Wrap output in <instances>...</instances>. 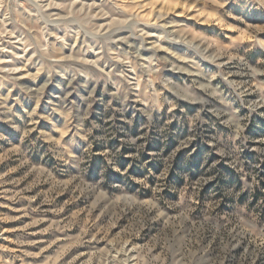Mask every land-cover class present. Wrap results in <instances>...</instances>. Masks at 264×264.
<instances>
[{
	"label": "rangeland",
	"instance_id": "obj_1",
	"mask_svg": "<svg viewBox=\"0 0 264 264\" xmlns=\"http://www.w3.org/2000/svg\"><path fill=\"white\" fill-rule=\"evenodd\" d=\"M0 264H264V0H0Z\"/></svg>",
	"mask_w": 264,
	"mask_h": 264
},
{
	"label": "bare ground",
	"instance_id": "obj_2",
	"mask_svg": "<svg viewBox=\"0 0 264 264\" xmlns=\"http://www.w3.org/2000/svg\"><path fill=\"white\" fill-rule=\"evenodd\" d=\"M132 21H133V20H129L128 23L124 22V23L127 24V28H128V29H130L129 26H130V24H131ZM154 26H155V25H154ZM160 27H161V26H160ZM158 28H159V27H158ZM116 29H117V28H116ZM120 29H121V28H120ZM159 29H160V28H159ZM105 31H106V30H105ZM106 33H107V32H106ZM129 33H130V32H129ZM111 34H112V33H111ZM124 34H125V33H124ZM104 35H105V34H104ZM122 35H123V34H122ZM122 35H121V36H122ZM114 36H115V35H114ZM135 36H136V35H135ZM139 36H140V35H139ZM112 39H113V38H112ZM140 39H141V38H140ZM117 40H118V39H117ZM126 44H127V43H126ZM128 46H129V45H128ZM125 47H126V46H125ZM140 47H141V44H140ZM157 48L159 49V46H158V47H157V46H152V48H151V49H152V52L155 53L156 50H157ZM133 49H134V48H133ZM157 51H158V50H157ZM139 52L141 53V51H139ZM135 56H136V55H135ZM137 56H138V54H137ZM155 56H156V55H155ZM153 57H154V56H153Z\"/></svg>",
	"mask_w": 264,
	"mask_h": 264
}]
</instances>
